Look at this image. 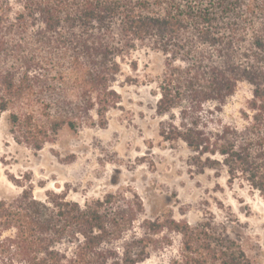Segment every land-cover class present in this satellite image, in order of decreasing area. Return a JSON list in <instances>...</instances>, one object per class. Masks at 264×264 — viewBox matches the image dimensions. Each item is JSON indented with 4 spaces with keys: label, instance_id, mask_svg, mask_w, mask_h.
Listing matches in <instances>:
<instances>
[{
    "label": "trees",
    "instance_id": "trees-1",
    "mask_svg": "<svg viewBox=\"0 0 264 264\" xmlns=\"http://www.w3.org/2000/svg\"><path fill=\"white\" fill-rule=\"evenodd\" d=\"M146 49L162 58L159 137L191 166L264 201V0H0V119L13 143L40 152L67 129L102 125L120 97L121 65ZM240 85V125L222 118ZM0 200V264H140L170 247L168 264H254L213 219L146 221L141 201L110 194L80 206L65 194Z\"/></svg>",
    "mask_w": 264,
    "mask_h": 264
},
{
    "label": "rangeland",
    "instance_id": "rangeland-1",
    "mask_svg": "<svg viewBox=\"0 0 264 264\" xmlns=\"http://www.w3.org/2000/svg\"><path fill=\"white\" fill-rule=\"evenodd\" d=\"M121 69L113 85L120 101L103 124L91 113V126L62 130L40 152L13 143L2 116L0 200L13 201L26 191L44 201L46 193H54L83 206L110 194L134 195L143 205V220L172 217L194 226L213 219L254 264H264V201L247 187H228L223 173L218 178L210 170L199 174L183 144L168 145L159 137L153 93L162 58L139 49ZM250 96V88L240 85L224 107L223 120L240 125L239 112ZM152 237L163 244L168 238L172 245L151 252L140 264H168L177 255L179 237L167 231Z\"/></svg>",
    "mask_w": 264,
    "mask_h": 264
}]
</instances>
